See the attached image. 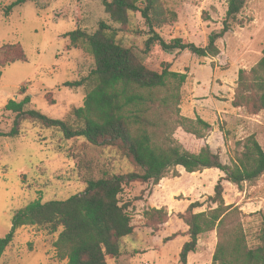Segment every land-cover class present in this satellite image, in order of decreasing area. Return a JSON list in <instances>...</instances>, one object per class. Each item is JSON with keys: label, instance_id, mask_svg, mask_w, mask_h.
<instances>
[{"label": "rangeland", "instance_id": "374dc122", "mask_svg": "<svg viewBox=\"0 0 264 264\" xmlns=\"http://www.w3.org/2000/svg\"><path fill=\"white\" fill-rule=\"evenodd\" d=\"M15 1L0 0V5ZM162 2L170 22L158 33L167 42L182 39L201 47L223 28L228 9V0ZM102 20H109L108 15L94 0H38L14 9L10 16L0 12V131L8 134L13 126L15 115L5 110L11 100L21 102L30 96L28 109L60 120L84 106L85 88L64 85L88 77L95 60L83 46H72L66 35L77 29L92 34ZM238 23L219 40L216 58L169 53L158 46L146 52L148 28L139 13L130 14L127 30L119 36L151 70L161 72L162 64L170 62L171 71L188 74L181 89L180 115L211 124L207 143L226 165L240 157L239 143L250 136L264 149V112L250 115L233 106L239 72L250 71L264 57V0H250ZM15 44H20L25 59L11 64L17 55L8 46ZM134 172L140 169L116 147L94 146L81 138L65 142L56 130L24 122L20 137L0 138V240L11 233L14 215L32 202L66 200L84 192L90 180ZM221 177L224 173L216 169L189 174L177 167L158 185L126 186L119 199L128 207L134 233L121 240L120 256L108 257V264H182L180 253L190 239L189 227L179 215L193 202L204 204L195 213L209 211L208 199ZM223 185L226 205L241 211L249 245L257 246L264 219V175L241 187ZM162 210L167 213L164 224L155 212ZM147 214L158 218L151 221ZM61 231L19 228L1 264H68L66 253L56 246ZM217 244V231L202 234L187 264H213Z\"/></svg>", "mask_w": 264, "mask_h": 264}, {"label": "trees", "instance_id": "16d2710c", "mask_svg": "<svg viewBox=\"0 0 264 264\" xmlns=\"http://www.w3.org/2000/svg\"><path fill=\"white\" fill-rule=\"evenodd\" d=\"M36 1L16 0L3 8L0 5V12L10 16L14 9ZM94 1L101 2L109 20L100 21L92 34L77 29L66 35L72 46H83L95 60V69L88 77L64 85L85 88L84 106L73 108L60 120L28 109L30 96L21 102L11 100L5 110L15 115L13 126L8 134L0 131V138L20 137L22 124L33 122L44 129L56 130L65 142L81 138L94 146L116 147L140 172L90 180L80 194L46 203L37 200L18 211L12 220L11 233L0 240V264L16 230L24 226L45 227L51 234L62 229L56 246L66 253L68 264H108V257L120 256L121 240L134 233L128 207L119 199L124 188L134 183L158 185L177 167L189 174L208 169L224 173L214 195L208 199L212 205L209 211L195 213L204 204L193 202L179 215L189 227L190 239L182 248L180 262L188 263L202 234L217 231L213 264H264V219L257 236L258 245L251 247L241 222L242 213L237 207L226 205L223 185L229 182L241 187L258 181L264 175V149L250 136L239 143L243 148L240 157L232 165L223 164L206 140L211 124L180 115L181 89L188 74L171 71L170 62L162 64L161 72L151 70L119 39L127 30L130 14L139 13L148 28L146 52L158 46L169 53L187 51L199 58H216L220 55L219 40L240 24L238 17L250 0H228L223 28L210 35L205 47L183 43L182 39L167 42L158 33L170 22L162 0ZM8 47L17 55L11 64L25 59L20 44ZM233 106L246 109L250 115L264 112V57L250 71L239 72ZM155 212L164 224L167 213ZM147 215L151 221L158 218Z\"/></svg>", "mask_w": 264, "mask_h": 264}]
</instances>
